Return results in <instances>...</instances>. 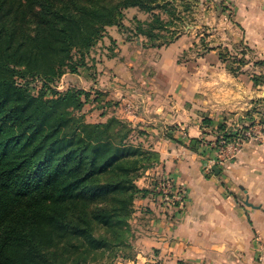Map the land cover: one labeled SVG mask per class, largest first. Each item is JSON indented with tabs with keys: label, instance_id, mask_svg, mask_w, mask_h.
<instances>
[{
	"label": "trees",
	"instance_id": "trees-1",
	"mask_svg": "<svg viewBox=\"0 0 264 264\" xmlns=\"http://www.w3.org/2000/svg\"><path fill=\"white\" fill-rule=\"evenodd\" d=\"M177 1L0 0V264H89L108 253L107 264L135 258L129 220L135 199L147 195L135 181L158 154L131 143L126 121L91 124L75 115L86 93H47L64 69L83 66L108 27L152 48L171 44L181 34ZM128 9L149 19L134 18L128 29ZM34 80L41 83L36 95Z\"/></svg>",
	"mask_w": 264,
	"mask_h": 264
},
{
	"label": "crops",
	"instance_id": "crops-1",
	"mask_svg": "<svg viewBox=\"0 0 264 264\" xmlns=\"http://www.w3.org/2000/svg\"><path fill=\"white\" fill-rule=\"evenodd\" d=\"M241 13L247 15L242 27L248 46L264 61V0H244ZM113 33L118 50L100 62L102 97L116 100L117 117L149 136L159 162L146 174L188 193L183 208L155 191L137 198L129 220L136 256L114 264H264V247L254 242L264 243V143L247 144L239 157L212 173L206 171L211 152L192 146L193 140L212 141L217 127L229 117L242 118L252 95L264 92L259 86L251 91L250 76L222 73L228 85L219 89L180 64L179 56L194 42L189 37L144 48L143 39L125 41ZM148 180L139 182L147 190ZM238 192L253 208L241 204Z\"/></svg>",
	"mask_w": 264,
	"mask_h": 264
},
{
	"label": "rangeland",
	"instance_id": "rangeland-1",
	"mask_svg": "<svg viewBox=\"0 0 264 264\" xmlns=\"http://www.w3.org/2000/svg\"><path fill=\"white\" fill-rule=\"evenodd\" d=\"M243 2L244 0H178L176 4L182 20L176 21V25H180L179 29H181V34L177 39L186 36L194 41L187 51L181 53L179 63L187 64L190 69L197 70V75L203 80L211 82L213 86H220L219 89L225 90L228 85L226 78L221 75L222 73L230 74L233 77L250 76L251 81L252 77H255L258 84H254L252 81L251 91L253 92L256 90V86H259L260 91L264 92V64H258L261 60L254 55V52L248 46L242 27L244 18L247 19V15L241 13ZM123 15L122 23L128 29L134 27V18L140 21L149 19L146 13L138 9H128L123 12ZM109 32H114L113 35L120 34L125 41L136 38L132 36L130 31L120 30L117 27L106 28L102 38L97 40L84 56L83 66L76 64L78 66L76 73H70L69 70L64 69L63 75L50 83L51 90H48L47 93L49 97L52 96L49 91L64 92L68 89H76L86 93L89 97L84 102L81 110L75 112V115L83 116L85 121L91 124L105 122L109 117H117L116 100L105 102L104 97H102L104 93L99 90L101 88L98 85V76L101 73L100 62L104 58L112 57L118 50ZM138 39H143L144 48H152L146 44L147 40L145 38L138 37ZM72 56L74 64L78 63L77 54L73 52ZM29 88L30 92L36 95L41 88V83L34 80L30 83ZM251 100L249 110L242 113V118H232V120L229 117L227 123L217 127L212 141L203 143L197 141V145L206 146L204 150L207 151L208 149L211 152L210 163L207 165L209 167L206 168L208 173L223 168L225 164L239 157L247 144L258 147L264 143V102H260V100H264V94L260 98H255L252 95ZM122 121L126 120L123 119ZM130 127L134 131L130 137L131 143L135 146L140 145L143 150H151L148 146L149 136L144 131L134 128L131 124ZM248 131L253 135L258 134L260 137L245 140L239 153L232 154L230 152L232 145H235L236 140H243L242 133ZM192 146L196 145L193 144ZM196 148L194 147V149ZM148 170L138 174L135 185L142 188L141 190L146 191L147 194L151 192L154 194L153 191H155V194L160 196L157 192L159 182L153 181V178L146 174ZM147 178L152 186L149 190L139 183L140 181L147 182ZM160 199L162 198L160 197ZM238 199L242 205L253 208L248 205L247 198L242 192H238ZM129 227L134 236L132 227L130 225ZM261 240L256 238L254 242L257 247L263 248L264 243ZM108 256L109 253L102 257L98 256L89 264H107L109 263ZM134 256H136L135 251Z\"/></svg>",
	"mask_w": 264,
	"mask_h": 264
},
{
	"label": "built area",
	"instance_id": "built-area-1",
	"mask_svg": "<svg viewBox=\"0 0 264 264\" xmlns=\"http://www.w3.org/2000/svg\"><path fill=\"white\" fill-rule=\"evenodd\" d=\"M242 136L243 140H236L234 143L235 145H232L230 149V152L234 155L239 153L240 148L244 144L245 140L257 139L260 137L258 136V134L253 135L249 131L246 133H242ZM157 192L160 195L159 197H161L164 201H167L175 206L177 205L180 208H183L187 202V190L181 186L175 185L170 180L159 181Z\"/></svg>",
	"mask_w": 264,
	"mask_h": 264
}]
</instances>
